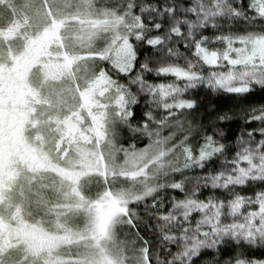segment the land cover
Returning <instances> with one entry per match:
<instances>
[{
  "label": "snow or ice",
  "instance_id": "1",
  "mask_svg": "<svg viewBox=\"0 0 264 264\" xmlns=\"http://www.w3.org/2000/svg\"><path fill=\"white\" fill-rule=\"evenodd\" d=\"M0 264H264V0H0Z\"/></svg>",
  "mask_w": 264,
  "mask_h": 264
}]
</instances>
